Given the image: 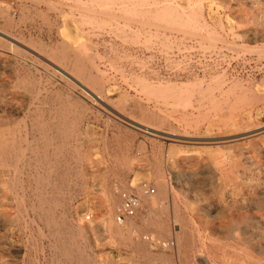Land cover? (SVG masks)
<instances>
[{
    "label": "rangeland",
    "instance_id": "1",
    "mask_svg": "<svg viewBox=\"0 0 264 264\" xmlns=\"http://www.w3.org/2000/svg\"><path fill=\"white\" fill-rule=\"evenodd\" d=\"M100 1L0 0V264H264V0Z\"/></svg>",
    "mask_w": 264,
    "mask_h": 264
},
{
    "label": "bare ground",
    "instance_id": "2",
    "mask_svg": "<svg viewBox=\"0 0 264 264\" xmlns=\"http://www.w3.org/2000/svg\"><path fill=\"white\" fill-rule=\"evenodd\" d=\"M93 1V0H92ZM100 1V0H98ZM111 1V0H110ZM119 1V8L127 14H136V15H141L143 17H147L150 19V21H158L160 23H163L165 25L171 26V27H180L184 29H188L190 33L195 31L194 29L201 28L202 25L205 26L204 24L201 25L200 20H197V16L195 12L190 8V5H196L197 7H200V0H189L186 4L185 7H181L177 4L169 2V0H117ZM257 1V0H256ZM101 2V1H100ZM116 2V1H115ZM128 2V4L126 3ZM105 3V2H103ZM259 3V1H258ZM93 4V3H92ZM101 4V3H99ZM108 5V3H106ZM202 4V3H201ZM103 5V4H102ZM114 5V4H113ZM100 6V5H99ZM106 6V5H105ZM111 6V5H109ZM104 7V6H103ZM147 7V8H145ZM192 7V6H191ZM195 7V6H194ZM198 9V8H197ZM1 14V13H0ZM198 15V14H197ZM258 19L257 17H255ZM261 18V17H260ZM9 20V19H8ZM8 24V23H7ZM196 29V30H197ZM185 31V30H184ZM211 33V32H210ZM1 35V34H0ZM210 36L214 35L213 32L209 34ZM209 38V37H208ZM207 38V39H208ZM11 39V38H10ZM13 39V38H12ZM15 42V40L13 41ZM13 44V43H12ZM16 44V43H15ZM19 44V43H17ZM91 57V56H90ZM93 59V58H92ZM76 62V61H75ZM73 64V63H72ZM71 66V65H70ZM84 68V67H83ZM82 67H79L77 63L73 66L74 72H76V75H80V77L84 78H89L91 79L90 75L85 74V70ZM96 68V67H95ZM68 70V69H67ZM87 70V69H86ZM96 71V70H95ZM62 72V71H61ZM64 72V71H63ZM65 73V72H64ZM64 75V74H63ZM70 75V74H68ZM97 75V74H96ZM66 77V76H64ZM98 77V76H97ZM67 78V77H66ZM81 79V78H80ZM94 79V78H93ZM67 80V79H66ZM88 80V79H87ZM71 81V80H70ZM65 82V81H64ZM94 82V81H93ZM96 83V82H95ZM74 84V83H73ZM98 85V84H97ZM88 86V84H87ZM185 86L181 85L180 87ZM150 87V86H149ZM177 87V88H180ZM67 88V87H66ZM152 88H157V89H162V88H171L170 85L168 86H162L158 85L156 87ZM89 90V89H88ZM91 94V93H90ZM93 94V93H92ZM90 96V95H89ZM93 96V95H92ZM97 100L100 102H103L102 98L98 97L97 95L95 96ZM186 101V100H185ZM94 102V101H93ZM145 113V112H144ZM149 117H153L152 114H146ZM237 124V123H236ZM137 125V124H136ZM232 125V124H231ZM237 126V125H236ZM238 128V127H237ZM138 129H143L142 131L147 132L150 135H155L157 131H155L153 128L149 129L148 127H141ZM259 128H256L254 130H257ZM260 130V129H259ZM239 136V135H238ZM237 137V136H236ZM227 138V137H226ZM230 138V137H229ZM226 143H231V141H226ZM240 150V149H239ZM242 150V149H241ZM239 152V151H238ZM141 190V188H140ZM141 192H143L141 190ZM165 197V190L163 189L162 186L159 187L158 195H156V200H161ZM148 200H150L149 204L150 206H154V204H157V201L154 203V197H147ZM109 209L107 212V217H106V222H105V227L108 229L109 232L112 234H120L121 230L120 228L115 225L112 220H111V214L113 212V209L115 207V200L111 197L109 199ZM159 202V201H158ZM132 219V218H130ZM127 219L126 221H128ZM125 221V222H126ZM162 223V222H161ZM123 224V223H122ZM136 225L131 221L128 226L127 230L129 231H134L136 230ZM82 232V230H81Z\"/></svg>",
    "mask_w": 264,
    "mask_h": 264
},
{
    "label": "built area",
    "instance_id": "3",
    "mask_svg": "<svg viewBox=\"0 0 264 264\" xmlns=\"http://www.w3.org/2000/svg\"><path fill=\"white\" fill-rule=\"evenodd\" d=\"M141 190L148 196L154 194V189L149 187L146 183L140 184ZM119 205L115 212V222L117 224L124 223L127 219L133 218L137 215L138 211L141 208V203L139 198L132 193L128 192H119ZM174 246L173 241H165L162 243L164 249H170Z\"/></svg>",
    "mask_w": 264,
    "mask_h": 264
}]
</instances>
